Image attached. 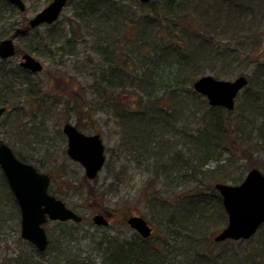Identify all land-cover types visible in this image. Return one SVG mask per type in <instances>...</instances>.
<instances>
[{
    "label": "rangeland",
    "instance_id": "1",
    "mask_svg": "<svg viewBox=\"0 0 264 264\" xmlns=\"http://www.w3.org/2000/svg\"><path fill=\"white\" fill-rule=\"evenodd\" d=\"M50 1L23 0L24 11L16 7H0L1 18L3 21H8L2 24L3 32L8 31L12 22H17V27H24L27 20ZM79 1L69 0L54 23L41 24L26 32V36L23 34L16 37L14 39L16 54L6 61L0 59L1 69L15 70L25 49L34 47L36 52L32 55L43 65L42 71L28 77L36 92L25 93L24 87L28 85H22L17 89L15 99L7 102V112L0 116V139L10 146L19 159L49 174L50 192L80 215L82 221H48L44 227L49 243L45 251L38 252L20 235L19 209L0 169V264L24 262L69 264L72 258L83 260L86 264H101V260L97 257L99 251L95 249L98 244H100L98 247L103 248L108 245L106 243L108 240L125 243L139 236L126 223L131 215L142 216L151 226L152 234L148 238L150 242L160 247L161 241H164L163 254L167 256L165 260L170 264H209L205 258H199L194 252L186 256L184 251L190 245L181 244L179 237L174 239L171 236H164L166 232L163 231L162 226L165 222L159 210L152 206L159 200V196L175 199L186 193L201 196V201L196 203L197 208L206 206L212 210L208 229L205 230L204 235L199 234V237L201 236L199 244L202 250L212 257V264H254V260L251 261L247 256L250 250L259 247L260 244L264 247V228L250 241L247 239L231 240L233 241L231 243L227 242L229 240L214 241V236L227 224L226 213L215 212L216 198L220 197L221 204L222 201L214 184L220 182L237 185L253 167L260 169L264 174V127L259 131L254 129L246 143L238 144L240 150L234 155L232 151L222 150L217 158H209L202 167H199L198 162L195 161V168L191 169L196 173L195 179L179 185L177 177H184L186 172L184 168L180 172H175L173 169L169 171V158H175L178 152L187 149L182 144L185 140L184 135L180 133L185 132L189 136L200 128L202 122L199 117L203 116L210 106L207 99L200 94L205 99L206 105H202L203 100L198 97L189 100L190 104L195 102L196 106H189L190 108H187L190 109L189 113L176 115L174 126L170 128V134L165 139L166 148L169 147L168 150L166 149L165 158L161 160L157 157L151 158L154 148H150L147 153L146 146H142L143 141L146 142L147 137L153 134L155 129L144 131L142 122L135 121L134 116L127 119L130 121L129 125L123 123L118 114L119 109L122 110L121 113L126 112L123 106L116 109L112 105L103 109L97 106L105 96L102 87L106 81V72L109 70L100 51L106 52V56L110 55V51L104 38L95 44L87 30L82 31L81 26L76 25L75 15L80 5ZM113 1L117 3L115 6L111 5L112 1L103 0L104 4L112 8L119 7L120 10H116L112 16L122 23L138 25L145 20L154 31L157 27L165 30L168 23L171 28L173 27L170 24L171 19L181 15L184 19L180 24L187 27L191 25L193 35L197 32L203 33L209 41L208 46L205 47L206 59L200 64L190 83L183 77V86L186 85L187 89L193 90V81L205 74L222 80H233L243 75L251 82L249 85L251 87L259 86L256 77H264V0H244L243 4L238 0H220L218 5L223 11L220 17L218 7L213 11L210 7L209 1L212 0H200L201 6L195 8L194 5L191 9L187 6L182 7L179 4L182 2L176 0L173 10L164 9L168 0H153L152 3H141L139 0ZM227 5L235 9L229 10ZM186 14L189 17H186ZM228 15L231 20L227 18ZM70 21L74 26V34L70 32L72 31ZM122 27L120 25V28ZM13 31L6 37L12 35ZM115 31L117 32L115 39L124 40L123 45L126 41L123 35L129 38L132 35L129 27L124 31ZM163 33L166 34L165 31ZM166 35H162L166 41L169 37L180 39L179 33L175 34V37ZM133 36H136L135 33ZM156 36L159 37L160 34ZM67 40L69 41L66 42ZM126 42L131 43L130 40ZM127 48L125 50L118 48V55L128 58ZM167 56H164V62L169 58ZM138 61L140 60H135V69L140 67V62H146ZM194 68V65L190 64L184 74H191ZM159 73V77H167L163 69ZM125 89L132 93L125 94L115 90L114 95L119 100L123 99L124 107L133 113H139L144 109L151 114L159 108L158 105L144 103L149 98L142 96L141 100L139 95L142 94L136 88L125 87ZM244 91L246 90L242 88L237 94L232 110L224 108L226 112L224 111L223 116L231 122L254 120L255 125L260 126L264 117L256 115L254 110L244 105ZM158 92L152 96L159 97L161 93ZM191 93L192 91L189 92ZM263 99L260 100L261 105ZM261 110L264 113V109ZM186 116L190 119L184 125ZM66 122L74 124L85 134L98 133L102 139L105 162L94 179H88L83 166L70 159L66 153L67 139L62 132L63 124ZM250 125L251 122L249 128ZM174 132L180 135L179 140ZM244 132L246 133V130ZM130 137L133 142H130ZM246 146L249 150L243 153L242 149ZM160 154L163 156V153ZM222 165L225 166L220 170L218 167ZM164 167H167L168 174L164 171ZM199 168L214 172L206 177L198 173ZM96 213L107 214L109 222L107 226L92 222L91 217ZM100 239L105 244L98 243ZM262 255L264 257V251Z\"/></svg>",
    "mask_w": 264,
    "mask_h": 264
},
{
    "label": "trees",
    "instance_id": "2",
    "mask_svg": "<svg viewBox=\"0 0 264 264\" xmlns=\"http://www.w3.org/2000/svg\"><path fill=\"white\" fill-rule=\"evenodd\" d=\"M110 1L113 2L111 4L112 6L117 4L113 0ZM152 1L149 3H152ZM175 1L176 0H168L164 9L173 10V6L176 4ZM219 1L220 0H212V2H209L210 7H212V11L218 7V16L220 17V15L223 14V11L221 10L222 7H219L218 5ZM79 2L80 5L75 15L76 25L81 26L82 31L87 30L90 37L93 38L95 44L97 42L99 43V41L102 40L101 38H104L107 41L109 47L108 50L110 51V55L108 56H106V52L100 51V53L103 54L102 58H104L105 64L109 66V70L106 72V81L102 87L105 96L103 97L101 103H98V108L103 109L112 105L116 109L119 106H123L126 112L121 113L122 110L119 109L118 113L120 114L119 116L123 123H127V125H129L130 121L127 119L134 116L136 117L135 121L142 122L141 124L143 125L144 131H152L155 129V132L147 137L146 142L143 141L144 145L142 147L146 146L145 152L147 153L150 148H154L152 154L150 153L152 155L151 158L157 157L159 160L163 159V157L165 158L167 152L166 149H169V147L166 148L167 143L165 142V139L166 136H169L170 134V128H173L174 126L176 115L179 114L182 116L183 112L189 113L190 109L187 108L196 106L195 102L190 104L189 100L191 98L195 100L198 97L203 100L202 105H206L204 101L205 99L202 98L200 94H196V92L190 88L187 89V87H185L186 85L183 86L184 82L182 79L185 77L186 80H189V83L190 80L192 81V77H194L193 75L199 70L200 64H202L206 59L205 47L208 46L209 41L202 32H197V34L193 35L191 25L188 27L181 25V20L184 19L181 15H176L175 19L170 20V24L173 26L172 28L168 25V23L165 30L157 27L156 31H154L151 25L145 20L143 23L138 25L135 23L129 24V22H120L118 18H114L112 16V14H115L119 7L117 6L118 8H112V6L104 4L103 0H80ZM180 2H182V4L179 3L182 7L187 6L189 9H191L194 5L195 8H198L202 4V1L200 0H197L196 2L195 0H180ZM238 2L243 4L244 0H238ZM6 6L9 8L15 7L7 0H0V7ZM227 7L229 6L227 5ZM179 9L182 8L179 7ZM233 9L235 8L229 7V10ZM105 12L107 13L105 14ZM109 13L111 14L109 15ZM185 16L189 17L187 14ZM227 18L231 20L229 15ZM7 22L8 21H3V18L0 16L1 38L6 37L8 33L12 32L18 26L17 22H12L8 27V31L4 33L2 24ZM120 25L123 27L120 28ZM207 25L210 26L208 23ZM70 26H72V31L70 32L74 34V26L71 24V21ZM127 27L130 28L132 35L130 38L123 35V38L126 39V41L130 40L131 43L127 44L125 41L123 45L124 40L115 39V35H117L115 30L124 31ZM201 27L203 28L202 25ZM161 30L165 31L166 34L171 37H175V34L179 33L180 39L176 40L169 37L166 41L162 37V35L166 34H164ZM134 33L136 36H133ZM158 34H160L159 37L156 36ZM26 35L27 34L23 36ZM70 46L72 48L73 44ZM118 48L121 50H125L127 48L129 50L127 52L129 57H120L117 53ZM183 51L187 52L186 55ZM24 52L35 54L36 48L30 47L25 49ZM171 54H173L174 57ZM166 55H168L167 57L169 58L165 59L166 61L164 62V56ZM1 60L6 61L7 59ZM135 60H143L146 62L142 63L138 61L140 62V67L135 69ZM190 64H193L195 67L193 72L191 74H184V71H186L187 66ZM162 69L163 72L166 73L167 77H159V71ZM146 73H149V75H146ZM32 74L34 73L20 66L16 67L15 70L12 69L11 71L10 69L9 71L4 70V68L0 70V77H2L0 79V107H6L7 102L14 100L17 89L22 85H28L26 88L24 87L26 90L24 91L25 93L31 94L36 92L28 79V77L32 76ZM256 78L259 86H249L251 82L248 80V86L246 85L247 88H245L246 86L244 87V90L246 91H244L243 103H245L244 105H247L248 109L254 110L256 115H263L264 117V113H262L263 110H261L264 109V102L262 105L260 103V100L264 98V80H262L264 77ZM125 87L136 88L137 91L142 94L139 95L141 100L142 96L149 98V100L144 103L151 104L153 106L158 105L159 108L154 110L151 114L144 109L140 110L139 113H133L130 109L124 107L125 102L123 99L119 100V98L114 95L115 90H120L125 94L132 93L126 90ZM158 91L161 93L159 97L152 96ZM191 91L192 93L189 94ZM21 93H19V95ZM160 99L162 100V104H160ZM208 108V111L203 116L199 117L202 124L196 132L191 133L189 136L186 135L185 132H183V134L180 133V135H184L185 140L182 141V144L185 148L187 147V149L183 152H178L177 157L169 158V171H172L173 169L175 172H180V170L184 168V172H186L183 175L184 177H177V180L179 179V185L189 181L190 179H195L196 173L191 171V169L195 168V161L198 162L199 167H202L209 158H217L222 150H227L228 152L232 151V154L234 155L236 151L240 150L238 148V144L246 143L254 129L259 131L262 127H264V120L260 123V126H256L255 122H253L254 120H249L247 122H242L240 120L231 122L226 120L225 116H223L225 111L224 108L213 106H208ZM243 108H245V106ZM189 119L190 117L186 116L184 125L189 121ZM250 122L251 125L249 128ZM244 130H246V133H243ZM176 135L177 137L180 136L178 133H176ZM245 136L247 139H245ZM131 141L130 137V142ZM246 150H249L247 146L242 149V152L245 153ZM160 152L163 153V156H161ZM224 166L225 165H222L218 168L222 170ZM164 169V171H168L167 167H164ZM188 170H190V172H188ZM199 170L198 173L206 177L210 176L211 173L214 172V170L210 171L200 168ZM200 197L201 196H194L187 193L179 195L175 199H165L164 197L159 196V200L153 203L152 206L159 210L161 218L165 222L162 226L163 231L166 232L164 236H171L174 239H178L179 237L181 239V244L184 243L187 246L190 245V247L188 246L184 251L186 256H189L188 254L194 252V254L199 258H205L207 263L212 264V257L203 251L201 245L199 244L201 240V236L199 237V234L204 235L205 230L208 229V226L210 225L209 221H211L212 210L206 206L197 208L196 203L201 201ZM216 199L217 205L215 212L224 214L225 210L220 202V197L218 196ZM213 220H215V217ZM263 228L264 223L259 227L254 236L259 235ZM254 236L247 239V241H250ZM227 242L231 243L233 241L229 240ZM98 243L103 244L104 242L100 239ZM106 243L108 245H105L103 248L98 247L100 244L95 247V249L99 251L97 253V257L101 260V264H170V262L165 260L167 256L163 254L162 246H164V241H161L162 245L158 247L154 242H150L148 238L136 236L132 240L126 241L125 243H115L110 240ZM261 247L262 246L260 244L259 247H255V249L249 251V256L247 257L251 259V261L254 260V264H264V257L262 255L264 247ZM23 264L29 263L24 262ZM69 264L86 263L83 262V260L72 258L70 259Z\"/></svg>",
    "mask_w": 264,
    "mask_h": 264
},
{
    "label": "water",
    "instance_id": "3",
    "mask_svg": "<svg viewBox=\"0 0 264 264\" xmlns=\"http://www.w3.org/2000/svg\"><path fill=\"white\" fill-rule=\"evenodd\" d=\"M23 11V0H7ZM68 0H51L45 7L28 19L24 27H17L13 34L0 39V58L15 55L14 39L41 24L55 22ZM146 3L151 0H139ZM19 65L32 73L43 70L42 63L29 53L21 55ZM248 79L240 75L233 80L217 79L205 74L193 81L196 93L202 94L210 106L227 110L234 108L237 94L246 86ZM5 107H0V115ZM62 132L66 142V153L73 161L80 163L88 179H94L105 162L104 145L98 133L85 134L74 124H63ZM0 168L7 180L19 209L20 235L32 243L40 252L48 245L44 224L48 220L80 222L81 216L68 208L64 202L48 193L50 178L38 172L33 165L19 160L9 145L0 140ZM214 188L221 196L222 206L227 215V224L215 236L214 241L227 239H248L264 222V174L256 167L249 169L237 185L217 182ZM107 214L97 213L91 217L96 225H108ZM141 237L147 238L151 226L139 215L126 220Z\"/></svg>",
    "mask_w": 264,
    "mask_h": 264
},
{
    "label": "flooded vegetation",
    "instance_id": "4",
    "mask_svg": "<svg viewBox=\"0 0 264 264\" xmlns=\"http://www.w3.org/2000/svg\"><path fill=\"white\" fill-rule=\"evenodd\" d=\"M68 1H69V0H68ZM68 1H67V2H68ZM65 5H66V4H65ZM14 30H15V29H14ZM5 111H6V108H5ZM3 113H5V112H3ZM3 113H2V114H3ZM2 114H1V115H2ZM1 115H0V116H1ZM17 158H18V157H17ZM18 159H19V158H18ZM19 160H21V161H23V162H26V161H24V160H22V159H19ZM26 163H28V162H26ZM29 164H30V163H29ZM31 165H32V164H31ZM33 166H34V165H33ZM34 168H35L38 172H40V173H45V172L41 171L40 169H38V168L35 167V166H34ZM2 174H3V173H2ZM45 174H47V173H45ZM47 175L49 176V178H50V180H51V176H50L49 174H47ZM2 176H4V175H2ZM49 186H50V182H49V185H48V188H47L48 193L51 194V195H53V196H55L53 193L50 192V190H49ZM55 197H56V196H55ZM14 199H15V198H14ZM15 201H16V200H15ZM16 204H17V206H18L17 201H16ZM18 209H19V206H18ZM19 216H20V209H19ZM20 220H21V217H20ZM108 223H109V222H108Z\"/></svg>",
    "mask_w": 264,
    "mask_h": 264
}]
</instances>
